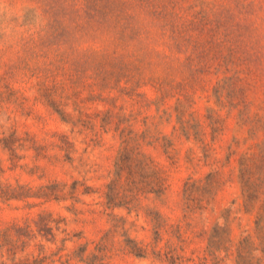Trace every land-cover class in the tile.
I'll list each match as a JSON object with an SVG mask.
<instances>
[{
  "label": "rangeland",
  "instance_id": "rangeland-1",
  "mask_svg": "<svg viewBox=\"0 0 264 264\" xmlns=\"http://www.w3.org/2000/svg\"><path fill=\"white\" fill-rule=\"evenodd\" d=\"M0 192L44 264H264V0H0Z\"/></svg>",
  "mask_w": 264,
  "mask_h": 264
},
{
  "label": "trees",
  "instance_id": "trees-1",
  "mask_svg": "<svg viewBox=\"0 0 264 264\" xmlns=\"http://www.w3.org/2000/svg\"><path fill=\"white\" fill-rule=\"evenodd\" d=\"M7 193L10 192H0V196L5 197L6 201L18 199L13 194ZM246 201L245 208L248 212L249 196H246ZM256 224V238L260 242L261 252L264 255V218H260ZM34 226L38 228V223L27 222L23 227L14 225L5 233L0 234V264H44L46 262L47 257H41L44 252V247L41 244L36 245L39 250L37 256L35 252H28V249L33 246L32 242L37 240L38 234L41 235L39 229L38 234L34 233ZM212 243L213 247L216 246L218 250L221 247L227 248L225 238L214 239ZM254 247L255 242L252 235L244 236L238 241L236 245L237 257L243 264H248L251 260L253 251L256 250ZM63 264H68V261Z\"/></svg>",
  "mask_w": 264,
  "mask_h": 264
}]
</instances>
